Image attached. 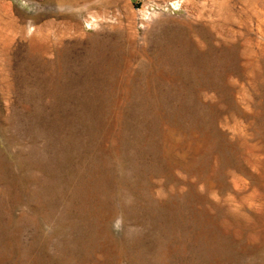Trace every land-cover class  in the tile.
<instances>
[{"label":"rangeland","instance_id":"374dc122","mask_svg":"<svg viewBox=\"0 0 264 264\" xmlns=\"http://www.w3.org/2000/svg\"><path fill=\"white\" fill-rule=\"evenodd\" d=\"M0 264H264V0H0Z\"/></svg>","mask_w":264,"mask_h":264}]
</instances>
